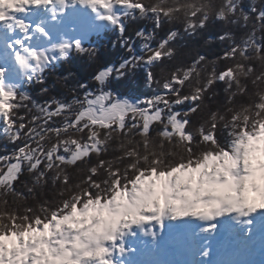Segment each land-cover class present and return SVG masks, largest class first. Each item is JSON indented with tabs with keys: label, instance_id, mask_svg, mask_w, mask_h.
Segmentation results:
<instances>
[{
	"label": "snow or ice",
	"instance_id": "obj_1",
	"mask_svg": "<svg viewBox=\"0 0 264 264\" xmlns=\"http://www.w3.org/2000/svg\"><path fill=\"white\" fill-rule=\"evenodd\" d=\"M69 8L107 22L129 55L96 73L95 91L80 85L82 97L42 105L7 83V69L0 67V135L14 144L24 141L0 156V264H125L120 257L135 251L129 240L138 234L159 244L165 230L179 232L194 223L198 234L208 236L221 230L234 237L264 233V43L256 29L217 56L210 71L206 56L183 67L167 63L177 55L176 30L152 45L165 20L183 18L190 34L212 16L247 21L237 0H0V30L22 34L7 48L29 82L43 85L45 69L73 53L95 55L79 39L33 46L36 36L51 40L48 23L70 30L83 23L68 17ZM34 12L46 15L26 22ZM137 18L155 25L135 32L139 54L126 36L127 21ZM257 22L264 26V12ZM218 39L232 40V33ZM219 62L224 66L218 70ZM140 65L148 69V86L158 88L152 96L133 102L108 87ZM218 83L226 97L213 107L206 101L209 92L215 97ZM29 103L28 111L37 113L30 118L19 114ZM113 140L119 155L102 158ZM69 168L82 174L75 183ZM25 171L32 177L29 193L47 184L51 173L52 184L60 185L57 198L22 212L10 206L9 196L27 199L15 187Z\"/></svg>",
	"mask_w": 264,
	"mask_h": 264
},
{
	"label": "trees",
	"instance_id": "obj_2",
	"mask_svg": "<svg viewBox=\"0 0 264 264\" xmlns=\"http://www.w3.org/2000/svg\"><path fill=\"white\" fill-rule=\"evenodd\" d=\"M218 2V0H217ZM238 7L244 14L248 16V20H243L240 16L232 18L235 22H224L217 20L215 16H212L207 25L202 29H197L194 34H190L184 31L183 18L169 22L164 21L160 28L155 29V40L152 41L153 47L167 33L171 30L179 32V36L172 42L173 47L177 50L176 58L167 63L170 66L183 67L189 65L198 56H206L208 60L207 70L212 68V61L217 56L223 55L233 42H242L252 31L256 29V38L258 41L264 43V26L258 25L257 14L264 12V0H237ZM255 9V11H254ZM145 29L151 31L155 28L154 22L151 18L134 19L127 21L126 36L130 37L131 42L134 44L137 54L140 53L141 41L135 36V32L138 29ZM225 32L232 33V40L221 41L218 39L220 35ZM119 33L113 29L106 31L103 35L92 36L88 41L83 43L86 48L96 49L95 55L79 56L75 53L67 60H61L53 65L48 66L44 71L43 85L38 84L35 80L25 84L21 92L29 94L37 104H44L45 101L51 98L60 99L63 101H71L73 96H83L84 89L80 88V85H87L90 90H96V83L93 77L96 73L109 65H118L122 60L127 59L129 53L127 50L119 44ZM223 62L216 64L217 69L223 68ZM147 67L140 65L133 70H130L125 77L120 80H110L108 87L119 97L129 98L134 101L143 100L146 97L152 96L158 91L156 85L149 87L146 82ZM154 71L157 74V78L160 79V68H155ZM46 87L48 89L47 94L41 93V88ZM224 85L218 83L214 86L215 97L213 93H208L207 103H210L213 107L218 101H222L226 97L224 92ZM32 105L29 103L28 108L20 109V115H27L29 118L31 115L37 114L35 109L31 112ZM183 110V109H178ZM60 120L57 119L54 122V126L58 125ZM24 143L23 140L14 144L10 142L7 137L0 135V156L11 155L18 146ZM119 141L113 140L108 152L102 157L104 159H111L115 155H119L115 149L118 146ZM92 162H95L98 158L93 155ZM72 176L73 183L77 182V178L82 174L72 168L68 169ZM51 173L47 184L42 187H37L34 193H29L28 188L32 187V177L25 171L20 180L16 183L15 187L18 192L23 193L26 200L16 201L15 197L9 196V205L18 207L22 212L24 207H32L38 209V206L43 201H50L57 198V193L60 185H53L51 182ZM15 201V203H14Z\"/></svg>",
	"mask_w": 264,
	"mask_h": 264
},
{
	"label": "bare ground",
	"instance_id": "obj_3",
	"mask_svg": "<svg viewBox=\"0 0 264 264\" xmlns=\"http://www.w3.org/2000/svg\"><path fill=\"white\" fill-rule=\"evenodd\" d=\"M120 7V6H118ZM46 14L34 12L25 16L28 23H37ZM68 17H77L83 23L77 24L76 30L82 38L93 31L98 34L112 28L107 22H98L82 8H69ZM68 17H61L65 20ZM46 28L51 35L50 41L43 40L42 37L36 36L33 40L34 47H43L51 43L54 39H61L59 32H66L68 27L61 24L48 23ZM22 34L17 31L10 35L6 30H0V67L7 69V83L10 79L22 77L23 74L13 60L11 50L7 48V43H11L15 38ZM87 37V36H86ZM187 219V218H184ZM164 241L155 244L149 238L139 235L129 240V247L135 249L131 255L120 257L121 260L128 264H183V253L194 252L191 257V264H264V233L254 230L251 237H245L243 234L234 237L221 230L214 237L207 234H198L197 225L194 223L186 229L179 232L169 233L167 230L162 234ZM191 240H193L191 244ZM191 244L190 247H188ZM226 244L229 249L225 251ZM186 245V246H185ZM208 251L207 257L203 256L204 251Z\"/></svg>",
	"mask_w": 264,
	"mask_h": 264
},
{
	"label": "rangeland",
	"instance_id": "obj_4",
	"mask_svg": "<svg viewBox=\"0 0 264 264\" xmlns=\"http://www.w3.org/2000/svg\"><path fill=\"white\" fill-rule=\"evenodd\" d=\"M102 23H104V22H102ZM110 29H113V28H110ZM110 29H107V30H110ZM93 35H99L98 31H93L90 36L88 34V35H86L87 37L85 36L84 38H82L81 35L79 34V32H77L76 27H75V30H70L68 28V30L65 33L62 32V31L59 32V36L60 37L66 38L68 40L79 39V40H81L82 43H85L86 41H88L91 38V36H93ZM58 42H61V39L57 38V39H54V40L51 41V43H58ZM48 44H50V43H48ZM59 61H57V62H59ZM26 82H27V79L24 76H22V77L18 76L15 79H10L8 81V83H11L13 85H18V90H23L24 85H25ZM127 99H129V98H127ZM129 100L135 102L134 100H131V99H129ZM193 254H194V252L192 250H190L189 253H183L182 252L181 256L183 258V264H191L190 261H191V257H192ZM161 264H164V263L161 262Z\"/></svg>",
	"mask_w": 264,
	"mask_h": 264
},
{
	"label": "clouds",
	"instance_id": "obj_5",
	"mask_svg": "<svg viewBox=\"0 0 264 264\" xmlns=\"http://www.w3.org/2000/svg\"><path fill=\"white\" fill-rule=\"evenodd\" d=\"M10 6V5H9Z\"/></svg>",
	"mask_w": 264,
	"mask_h": 264
}]
</instances>
